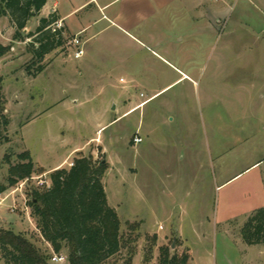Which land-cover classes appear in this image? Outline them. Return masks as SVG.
<instances>
[{"label": "rangeland", "instance_id": "374dc122", "mask_svg": "<svg viewBox=\"0 0 264 264\" xmlns=\"http://www.w3.org/2000/svg\"><path fill=\"white\" fill-rule=\"evenodd\" d=\"M40 14L22 34L36 29ZM161 17L159 45L149 49L112 36L108 47L140 58L130 69L142 78L110 86L94 77L128 78L127 69L76 59L67 39L35 62L33 37L14 40V23L0 17V41L11 45L0 58L9 118L0 183L7 184L5 154L15 163L28 150L44 171L0 193V229L26 235L51 256L31 215V192L51 183L56 164L92 155L108 162L103 181L123 240L104 264H124L130 246L131 264H157L161 246L188 251L189 264H264V241L247 244L242 233L264 208V0H175ZM0 264H7L1 251Z\"/></svg>", "mask_w": 264, "mask_h": 264}, {"label": "trees", "instance_id": "16d2710c", "mask_svg": "<svg viewBox=\"0 0 264 264\" xmlns=\"http://www.w3.org/2000/svg\"><path fill=\"white\" fill-rule=\"evenodd\" d=\"M47 0H0V17L9 16L16 29L14 40L29 41L33 56L41 63L44 56L65 41L63 28L52 31L49 28L57 20L54 14L41 17L34 31L22 34L29 19L36 15ZM11 48L0 41V58ZM39 64L36 71L41 72ZM3 76L0 73V142L8 140L5 135L9 118L4 111L5 96L2 92ZM8 163L7 184L0 183V193L20 181L28 180L36 169L28 150L17 154L18 161ZM108 169L105 158L92 155L74 158L68 167L56 168L50 173L51 183L31 192L28 205L36 219L41 237L53 254L41 250L26 235L11 229H0V251L7 264H52L54 254L67 249L68 264H104L123 247L120 235V219L116 209L108 202L103 177ZM247 244L264 241V208L252 214L242 229ZM49 249V248H48ZM135 249L130 246L124 264H131ZM188 251L171 252L168 246H161L157 264H189Z\"/></svg>", "mask_w": 264, "mask_h": 264}, {"label": "crops", "instance_id": "0c3cea01", "mask_svg": "<svg viewBox=\"0 0 264 264\" xmlns=\"http://www.w3.org/2000/svg\"><path fill=\"white\" fill-rule=\"evenodd\" d=\"M174 2L175 0H47L38 17L54 14L67 37H80L84 54L76 59L89 56L91 60L95 57L96 60L111 62L110 65L105 64L110 70L121 68L128 71V78L121 74L115 79L111 71L98 74L94 77L97 78L94 84L110 86L114 80L121 83V77L125 82L139 83L142 74L130 68L132 64L141 61L140 58L137 55H127L129 51L122 48L112 50L108 47L113 45L112 36H123L129 42L149 49V44L159 43L155 30L157 22L165 9ZM151 52L159 56L156 50L152 49ZM186 76L183 73L180 78ZM158 92H153L150 98ZM59 165L56 164L53 169Z\"/></svg>", "mask_w": 264, "mask_h": 264}, {"label": "built area", "instance_id": "2783aa9c", "mask_svg": "<svg viewBox=\"0 0 264 264\" xmlns=\"http://www.w3.org/2000/svg\"><path fill=\"white\" fill-rule=\"evenodd\" d=\"M52 25H53V27H52V29H53V31H55V30H58V29H61L62 28V24L60 23V21H55V22H53L52 23ZM67 39V44L68 45H70V46H73L74 48H75V50H74V57L75 58H80L83 54H84V49H83V47H82V42H81V39H80V37L79 36H77V35H75V36H73V37H67L66 38ZM119 81L121 82V83H125V79L123 78V77H121L120 79H119ZM141 95H143L142 93H141ZM143 104V103H142ZM141 104V105H142ZM140 106V105H139ZM133 140H134V143H140V142H142V137L141 136H134V138H133ZM44 183H46V182H44V180H40L39 181V184L40 185H43ZM47 186H49V184H47ZM52 260L53 261H55V262H61V263H64L66 260H67V256L66 255H64V254H61V253H59V254H54L53 256H52Z\"/></svg>", "mask_w": 264, "mask_h": 264}]
</instances>
